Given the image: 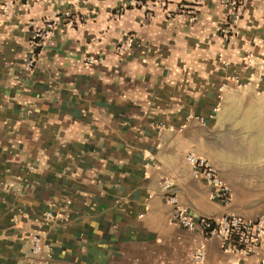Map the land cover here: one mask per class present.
<instances>
[{"label": "crops", "instance_id": "crops-1", "mask_svg": "<svg viewBox=\"0 0 264 264\" xmlns=\"http://www.w3.org/2000/svg\"><path fill=\"white\" fill-rule=\"evenodd\" d=\"M146 1L0 4V264L36 258L32 233L49 264H260L185 227L162 183L197 219L264 214V0H197L192 16L186 0ZM190 152L218 168L229 202Z\"/></svg>", "mask_w": 264, "mask_h": 264}, {"label": "built area", "instance_id": "built-area-1", "mask_svg": "<svg viewBox=\"0 0 264 264\" xmlns=\"http://www.w3.org/2000/svg\"><path fill=\"white\" fill-rule=\"evenodd\" d=\"M197 0H186L183 4L186 13L192 16L194 4ZM4 11H9L15 4V0H0ZM130 5H144L150 8V3L146 0H129ZM64 17H69L70 12L64 11ZM236 15L232 22L237 20ZM56 21L52 18L45 19L43 25H35L31 37V46L33 54L29 59L28 65L31 67L36 61L37 53L43 45L45 37L52 34ZM228 32V30L226 31ZM230 32V31H229ZM130 43L126 40L120 45V49H125ZM95 58H89L94 62ZM221 90V89H220ZM216 109V108H215ZM187 160L193 165V173L196 176L204 177L212 187L211 196L227 203L232 198V189L229 183L222 177L218 168L213 165L206 157L190 152ZM166 191L167 200L173 206V216L189 229L198 227L205 229L211 235L218 236L221 240L223 250L233 255L236 261L243 256L258 254L260 264H264V214L255 217H244L236 213H226L223 216L213 219L195 218L188 206L181 202L174 191V181L170 178H164L162 183ZM32 252L37 257L30 260L28 264H49L51 257V244L39 233L30 235ZM44 252L47 254L43 255ZM205 257L204 249L199 248L194 255L196 262H202Z\"/></svg>", "mask_w": 264, "mask_h": 264}]
</instances>
